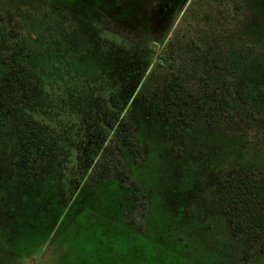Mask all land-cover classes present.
Here are the masks:
<instances>
[{"label": "rangeland", "instance_id": "374dc122", "mask_svg": "<svg viewBox=\"0 0 264 264\" xmlns=\"http://www.w3.org/2000/svg\"><path fill=\"white\" fill-rule=\"evenodd\" d=\"M88 1L0 0V78L30 64L41 94L20 115L38 128L39 146L53 148L47 166L30 176L13 119L0 118V264H264L260 243L231 233L216 184L234 169L264 168V113L214 79L232 49L264 50V0H172V11L182 12L163 39L161 0H97L93 13ZM169 106L180 111L178 127L166 128ZM108 113L132 123L142 164L108 127ZM96 144L116 151L128 173L133 159L140 164L136 177L149 199L143 232L118 223L114 188L93 182L105 170L85 172V154ZM173 146L186 162L170 157ZM79 177L86 197H72L63 215L60 198L26 205L32 191L53 183L63 195ZM98 192L105 206L94 208L102 217L91 221L88 199Z\"/></svg>", "mask_w": 264, "mask_h": 264}, {"label": "trees", "instance_id": "16d2710c", "mask_svg": "<svg viewBox=\"0 0 264 264\" xmlns=\"http://www.w3.org/2000/svg\"><path fill=\"white\" fill-rule=\"evenodd\" d=\"M171 3H173L172 0H161L158 4L159 22L157 30L159 29V32L157 37H160V39L171 32L182 12L180 11L182 8H179L176 13L172 11ZM97 4H99L97 0H89L87 7L89 6L90 11L93 13ZM223 71V74L220 72V74L214 76L215 81H217L216 85L220 86L222 80L225 79L230 92L235 98L249 105L256 112L264 113V50L259 51L250 45H241L232 49L225 57ZM203 89L209 92L208 85L203 84ZM40 94V82L27 62L12 69L6 77L0 80V118L10 117L13 119L17 149L23 160L22 168L30 176L35 175L36 170L42 165L47 166L43 163L49 160V150L53 149L52 146H47V148L39 146L40 144L37 141L41 139L37 140L40 137L38 128L33 125L31 120L20 115L22 105L32 101V99L34 100ZM165 96L169 104L172 97L171 88L165 90ZM220 104L223 107H228L230 102L226 96H223ZM177 113H180V111L177 112L170 106L162 112L167 122L166 128L169 124L178 127ZM106 122L109 124L108 127L113 129L121 138L131 154L135 156V160L140 159L142 164L146 160L145 152L136 138L132 123L125 119L115 120L111 113L106 115ZM175 131L172 133L171 140L176 137L177 133ZM172 141L174 144L175 141ZM90 143H92L91 139ZM167 150L170 157L185 161L178 154L174 156L172 150H177L174 146L172 149L167 148ZM86 153V164L83 165L85 172L88 169V171H94L100 167L103 168L106 172L104 178L101 180L95 178L93 182L97 181L95 183L97 185L104 183L107 192L114 188L117 194L116 208L113 212L117 215L118 223L124 227L133 226L137 231L143 232L147 224L149 199L136 177L140 164L134 163L133 159L129 164L131 169L128 173L116 151L107 146H101V144L89 146ZM187 160L191 161L189 158ZM81 167L82 164L80 163L78 168ZM23 169H21V173L24 172ZM81 178L77 179L76 187L74 186L70 192L65 193L66 196H64L65 194L61 195L53 187V183H49L47 189L40 194H37L38 191L36 193L32 191L27 199L28 202L25 203L27 206L31 207L32 205L36 209L37 206H40L42 198H49L50 200L60 198V203L63 205L60 213L63 215L73 207L74 199L71 200L72 197H76L78 200H80V197L82 199L86 197H83L85 193L83 196L79 193V188L84 182V178L82 180ZM216 184L219 210L231 233L233 235H245L247 245L260 243V249L264 251V168L256 172H241L234 169L227 175L217 176ZM91 185L86 187L87 190H91ZM92 189L96 191L97 187ZM101 191L102 189L99 190V192ZM99 192L89 197L88 202H90L87 205L86 212L93 214L94 208L105 206L103 197L98 196ZM111 209L112 207L109 206L106 213ZM86 216L91 221L93 219H96V221L101 220L102 217L101 214H86ZM18 230V226L14 227L13 233H17Z\"/></svg>", "mask_w": 264, "mask_h": 264}]
</instances>
